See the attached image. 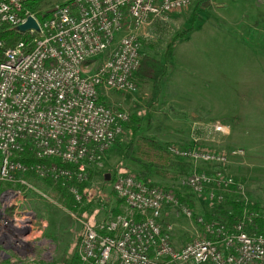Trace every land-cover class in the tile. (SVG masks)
Listing matches in <instances>:
<instances>
[{
    "label": "built area",
    "instance_id": "1",
    "mask_svg": "<svg viewBox=\"0 0 264 264\" xmlns=\"http://www.w3.org/2000/svg\"><path fill=\"white\" fill-rule=\"evenodd\" d=\"M26 1L0 0V26L17 29L28 16L38 25L26 31L27 39L2 49L0 58V264L50 259L46 248L36 255V216L24 203L30 190L47 196L25 174L60 183L81 203L77 185L102 165L130 119L126 110L104 100L112 91L137 90L146 26L192 0H65L47 7L55 10L39 19L43 9L24 10ZM209 131L228 135L230 127L217 122ZM200 141L195 136L190 145H166L172 158L189 163L181 184L198 196L206 193L212 204L232 193L243 202L240 217L233 224L215 215L206 220L172 190L119 173L111 189L124 208L115 216L79 220L78 264H264V208H252L245 184L227 171L230 159L243 151L217 150ZM25 151L70 166L16 159ZM166 206L194 218L200 234L176 245L173 222L163 217Z\"/></svg>",
    "mask_w": 264,
    "mask_h": 264
},
{
    "label": "rangeland",
    "instance_id": "2",
    "mask_svg": "<svg viewBox=\"0 0 264 264\" xmlns=\"http://www.w3.org/2000/svg\"><path fill=\"white\" fill-rule=\"evenodd\" d=\"M40 1L38 8L45 9L65 0ZM255 20H264V0H192L182 11L154 21L146 26L141 54L150 53L167 63L157 101L149 102L150 83H144L138 84L134 92H110L107 103L126 110L130 118L135 117L130 125L134 128L136 125V138L151 136L165 140L164 145H190L192 138L199 136L201 146L227 151L238 148L247 153V148L238 143L236 127H251L252 121L237 120L235 110L241 86L257 79L264 81V31L255 29ZM181 33L184 38H176L172 43ZM258 38L261 53L257 51ZM217 122L230 127L228 135L209 131ZM130 133L125 129L117 137L120 143L113 142L110 146L102 165L92 169L94 173L80 203L86 211L72 215L60 192L46 182H39V190L47 198L36 191L26 192L24 203L36 216V255L40 258L46 249L50 255V259L37 264H74L83 233L79 220L106 217L118 208L121 202L111 189L112 178L123 172L135 174L140 168L122 158L120 145L129 139ZM234 161L235 157L230 159L227 171L236 177ZM164 172L151 180L172 190L176 198H184L186 203L179 201L194 215H204L215 207L206 193L198 196L181 184L183 174L179 167L170 165ZM256 206L264 208V202ZM171 212V221L180 236L185 235L189 241L200 234L194 218H187L180 210ZM44 240L47 246L43 245Z\"/></svg>",
    "mask_w": 264,
    "mask_h": 264
},
{
    "label": "trees",
    "instance_id": "3",
    "mask_svg": "<svg viewBox=\"0 0 264 264\" xmlns=\"http://www.w3.org/2000/svg\"><path fill=\"white\" fill-rule=\"evenodd\" d=\"M40 0H27L23 4V9L35 10L39 9L38 4ZM50 13L48 9L45 8L41 12H39V17H47ZM29 37V32H18L14 26L3 24L0 26V41H2L3 46L0 47V58L2 49L14 45L16 42L20 40H25ZM178 38H184L183 34H177L174 40ZM168 70V66L166 61L160 60L156 58L154 55L150 53H143L141 55V61L138 71L136 72V82L138 84L150 83V94H149V102L151 104L155 103L160 95L161 91V81L165 77ZM107 103V100H104ZM108 104V103H107ZM134 119V116H131ZM131 118L123 123V129L130 130L129 139L121 146L122 149V158L124 160L132 161L139 165V170L135 172V175L140 179L142 182L147 183L149 185H156L152 180L151 177L154 175H163L164 169L170 165H176L180 168L181 174H187L189 172L190 166L189 163L182 158H172L166 150V145L160 143L157 139L151 136H140L136 138V125L131 126ZM115 143L119 144L120 140L116 138L114 140ZM187 145V144H185ZM16 159L26 163L31 164L35 162H42V163H50L56 162L57 164L64 165L65 167H69L70 165L62 163L60 160L56 158H47V159H38L35 155L29 151H25ZM94 171L89 170L87 179L78 184L79 192L82 194V200L85 197L84 188L88 185ZM25 177L29 180H34V185L37 188H40L39 182H46L48 184H52L61 194L63 199V204L67 209L71 212H78V211H86L87 208H81L80 204H75L73 197L67 192L66 188L61 186L60 183L53 181L50 178H43L38 179L35 178V175L32 172H27ZM119 200V199H118ZM181 202H185L184 198H179ZM121 202V200H119ZM186 203V202H185ZM189 204V203H188ZM257 204L250 203L252 208H260L256 206ZM88 207V206H87ZM243 208V202L238 201L235 199L232 193H229L224 199L220 202H216L215 207L209 212L205 213L203 216L206 220L212 219L215 215L220 218L226 224H233L241 215ZM86 209V210H85ZM115 211L113 212L112 216L117 215L120 211L117 208H114ZM91 210V209H90ZM89 210V211H90ZM79 260L77 256H75L74 264H78Z\"/></svg>",
    "mask_w": 264,
    "mask_h": 264
},
{
    "label": "crops",
    "instance_id": "4",
    "mask_svg": "<svg viewBox=\"0 0 264 264\" xmlns=\"http://www.w3.org/2000/svg\"><path fill=\"white\" fill-rule=\"evenodd\" d=\"M261 22L260 24H258ZM264 20H255L253 23L257 26L256 30L263 32ZM261 39V38H260ZM260 39H257V51L259 50ZM259 71L258 73H260ZM236 115L237 120L252 121L251 127L241 126L239 129V144L247 148V153L244 152L240 156L235 157L236 163V177L245 184V193L247 198L252 203L264 202V81L251 82L248 85L241 86L238 100H236ZM205 129V128H204ZM243 138V140H242ZM249 138V139H247ZM164 143L165 140H158ZM118 210L124 208L122 202L117 206ZM171 209L166 206L163 211V217L167 221H171ZM172 222V221H171ZM173 241L176 245H182L187 241L185 235L180 236L176 225L173 223Z\"/></svg>",
    "mask_w": 264,
    "mask_h": 264
},
{
    "label": "water",
    "instance_id": "5",
    "mask_svg": "<svg viewBox=\"0 0 264 264\" xmlns=\"http://www.w3.org/2000/svg\"><path fill=\"white\" fill-rule=\"evenodd\" d=\"M54 10H55V8H52V9L49 10V12H53ZM37 28H38V25H37L35 19L32 16H28L24 23L19 24L17 26V30L19 32H22V33L26 32V31H28L30 29H37ZM105 178L107 180L109 179L108 174L105 175Z\"/></svg>",
    "mask_w": 264,
    "mask_h": 264
}]
</instances>
